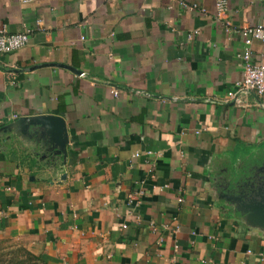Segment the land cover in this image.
Masks as SVG:
<instances>
[{"label":"crops","instance_id":"1","mask_svg":"<svg viewBox=\"0 0 264 264\" xmlns=\"http://www.w3.org/2000/svg\"><path fill=\"white\" fill-rule=\"evenodd\" d=\"M0 25L31 30L0 53V240L48 264H264V96H227L264 0H0ZM38 115L65 155L13 127Z\"/></svg>","mask_w":264,"mask_h":264},{"label":"built area","instance_id":"2","mask_svg":"<svg viewBox=\"0 0 264 264\" xmlns=\"http://www.w3.org/2000/svg\"><path fill=\"white\" fill-rule=\"evenodd\" d=\"M215 7L219 18L226 11V0H215ZM187 8L191 10L195 6ZM224 26L229 29V22L225 21ZM30 33V29L20 33H9L5 26L0 25V53L9 54L21 49L28 43ZM241 33L244 44L243 51L239 55L241 79L235 84L234 90L227 94L229 99L237 103L240 102L239 95L242 93H255L258 97L264 96V64L253 62L251 51L253 41L264 43V25L244 28ZM114 94H116L115 91ZM181 201L179 199V202ZM153 230L155 231V229ZM175 249H177L176 246Z\"/></svg>","mask_w":264,"mask_h":264},{"label":"water","instance_id":"3","mask_svg":"<svg viewBox=\"0 0 264 264\" xmlns=\"http://www.w3.org/2000/svg\"><path fill=\"white\" fill-rule=\"evenodd\" d=\"M52 66H58L67 69L78 75L81 74L80 71L64 65L59 64ZM13 127H16V129L19 130L22 135L26 134L28 128L31 127L32 131L35 132V135L38 136V139L40 140V143L43 147L48 150H53L57 155H65L67 134L65 121L62 117L55 115L22 117L15 122ZM262 201L264 202V198ZM261 210L264 211V208H261ZM257 212H259V210H257Z\"/></svg>","mask_w":264,"mask_h":264},{"label":"rangeland","instance_id":"4","mask_svg":"<svg viewBox=\"0 0 264 264\" xmlns=\"http://www.w3.org/2000/svg\"><path fill=\"white\" fill-rule=\"evenodd\" d=\"M20 249H25L16 241L0 240V264H13L19 260H24Z\"/></svg>","mask_w":264,"mask_h":264},{"label":"trees","instance_id":"5","mask_svg":"<svg viewBox=\"0 0 264 264\" xmlns=\"http://www.w3.org/2000/svg\"><path fill=\"white\" fill-rule=\"evenodd\" d=\"M260 153L262 152H259L258 154L263 156V154H260ZM241 174L242 173H239V172L236 173L234 175L235 176L234 178L236 179L237 177H240ZM20 251L23 253L24 260H19L17 262H14L13 264H48V263L43 262L40 259V257L33 255L27 249H20Z\"/></svg>","mask_w":264,"mask_h":264}]
</instances>
